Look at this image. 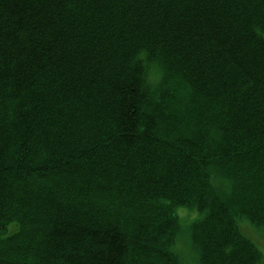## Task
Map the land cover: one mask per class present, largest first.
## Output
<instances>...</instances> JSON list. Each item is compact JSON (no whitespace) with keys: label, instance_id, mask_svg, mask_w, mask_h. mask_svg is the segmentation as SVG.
Returning <instances> with one entry per match:
<instances>
[{"label":"trees","instance_id":"obj_1","mask_svg":"<svg viewBox=\"0 0 264 264\" xmlns=\"http://www.w3.org/2000/svg\"><path fill=\"white\" fill-rule=\"evenodd\" d=\"M244 219L264 0H0V264H256Z\"/></svg>","mask_w":264,"mask_h":264},{"label":"rangeland","instance_id":"obj_2","mask_svg":"<svg viewBox=\"0 0 264 264\" xmlns=\"http://www.w3.org/2000/svg\"><path fill=\"white\" fill-rule=\"evenodd\" d=\"M164 71L161 70L156 64H153L150 72H148V78L150 82H156L163 77ZM194 209L179 207L177 209V215L181 219L183 228L186 230L191 222L197 218L196 211ZM241 231L250 237L257 245L260 253V259L256 264H264V229L255 228L251 222L244 219L240 222ZM176 252L184 259L187 264H199L198 254L192 249L190 243L186 237H183L176 245Z\"/></svg>","mask_w":264,"mask_h":264}]
</instances>
